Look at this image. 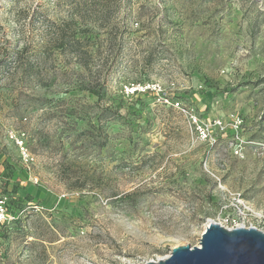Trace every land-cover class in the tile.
I'll return each mask as SVG.
<instances>
[{
	"label": "rangeland",
	"instance_id": "obj_1",
	"mask_svg": "<svg viewBox=\"0 0 264 264\" xmlns=\"http://www.w3.org/2000/svg\"><path fill=\"white\" fill-rule=\"evenodd\" d=\"M0 212V264L264 232V0H0Z\"/></svg>",
	"mask_w": 264,
	"mask_h": 264
},
{
	"label": "water",
	"instance_id": "obj_2",
	"mask_svg": "<svg viewBox=\"0 0 264 264\" xmlns=\"http://www.w3.org/2000/svg\"><path fill=\"white\" fill-rule=\"evenodd\" d=\"M144 264H264V232L210 222L198 246H177L165 258Z\"/></svg>",
	"mask_w": 264,
	"mask_h": 264
},
{
	"label": "trees",
	"instance_id": "obj_3",
	"mask_svg": "<svg viewBox=\"0 0 264 264\" xmlns=\"http://www.w3.org/2000/svg\"><path fill=\"white\" fill-rule=\"evenodd\" d=\"M72 51L78 57V64L84 68L88 67V62L89 60L92 59L93 52H87V51L81 52V51H78V49H75ZM111 114L113 115L114 112L111 111Z\"/></svg>",
	"mask_w": 264,
	"mask_h": 264
},
{
	"label": "built area",
	"instance_id": "obj_4",
	"mask_svg": "<svg viewBox=\"0 0 264 264\" xmlns=\"http://www.w3.org/2000/svg\"><path fill=\"white\" fill-rule=\"evenodd\" d=\"M1 216H3L2 212H0V221H1ZM236 227H237V226H236ZM232 228H234V227H232Z\"/></svg>",
	"mask_w": 264,
	"mask_h": 264
}]
</instances>
